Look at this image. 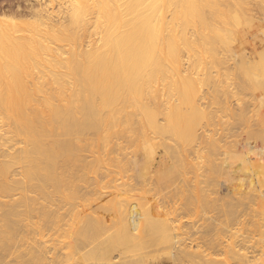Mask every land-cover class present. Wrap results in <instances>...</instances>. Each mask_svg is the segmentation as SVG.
Wrapping results in <instances>:
<instances>
[{
    "label": "bare ground",
    "instance_id": "bare-ground-1",
    "mask_svg": "<svg viewBox=\"0 0 264 264\" xmlns=\"http://www.w3.org/2000/svg\"><path fill=\"white\" fill-rule=\"evenodd\" d=\"M26 10L30 21L15 20L23 11L0 14V264H114L116 248H147L153 235L189 264L212 263L203 250H183L188 241L247 264V231L236 226L246 228L247 201L257 193L247 191V162L264 184V0H36ZM248 37L253 53L238 46ZM247 85L263 117L237 135L251 122L246 104L233 106ZM221 112L236 133L221 126ZM129 142L143 151L134 159ZM160 151L183 185L171 183V171L165 178L164 164L160 177L170 180L154 179ZM85 170L88 186L74 181L94 198L62 191ZM109 190L115 232L85 251L94 230L111 229L101 205ZM213 191L225 197L214 200ZM187 213H204L205 223L178 224ZM74 222L76 238L67 241ZM127 260L115 263L133 264Z\"/></svg>",
    "mask_w": 264,
    "mask_h": 264
},
{
    "label": "rangeland",
    "instance_id": "rangeland-1",
    "mask_svg": "<svg viewBox=\"0 0 264 264\" xmlns=\"http://www.w3.org/2000/svg\"><path fill=\"white\" fill-rule=\"evenodd\" d=\"M32 1H36V0H0V14L2 15V14H4V13H6L7 15H12V13L13 14H16V13H18L19 11H23L24 13H25V15H23V16H19V15H15L16 16V19L15 20H17V21H19V20H27V21H30L32 18L31 17H29V15H27L28 14V10H26V6H28V4L30 3V2H32ZM20 7V9H18ZM250 37H248L247 38V40L243 43V45H238L241 49H244V51H246V53H253L254 51H255V47H256V44H255V42H254V40L253 39H251ZM250 43V44H249ZM246 48V49H245ZM252 51V52H251ZM257 62V61H256ZM234 77L235 76H232L231 78H233L232 80L234 81V82H232L233 83V85L235 86V84H236V79H237V77H235L236 79L234 80ZM238 81V80H237ZM235 83V84H234ZM239 83V82H238ZM248 84V83H247ZM235 87H237V86H235ZM250 88L251 89V86L250 85H247V88ZM248 88V89H249ZM247 89V91L245 90V92H241V94L239 93V96L240 97H238V98H241V95H242V97L243 98H241V101H239L240 99H236V101H235V99L233 100V106H235V108H237L238 107V105H235V103L237 102H239V104H246L248 107H249V110H250V116H251V122H250V124H249V126H247V127H244V126H237L238 128H239V132H237L236 133V131H238V129L236 128V126L234 127V125L236 124V122H233L232 120H231V118H229L230 116H226V115H223L224 114V112H221L220 114L221 115H223L222 117H221V122L227 117V118H229V119H225L223 122H224V124L223 123H221V126H224L225 124H227V125H225L224 126V128H227V127H229L230 129H233V127H234V129L232 130V132L233 133H236L237 135H239V134H242V133H244V132H249V131H251V130H255V129H257L256 128V126L255 125H257L258 124V121H257V118L256 117H258V119L260 118V117H263V111H261L260 110V112L262 113H260L258 110L260 109V108H258V107H260L259 106V102H258V99H257V96H258V93L252 88L251 90L249 89L248 90ZM251 91V92H250ZM246 93H247V95H246ZM251 93V94H250ZM254 93V94H253ZM244 94V95H243ZM249 94V95H248ZM251 95H254V96H252L253 98H254V101L256 100V104H254V102L251 100V102H249L250 101V99L252 98L251 97ZM252 98V99H253ZM256 98V99H255ZM246 100V101H244V100ZM248 100V101H247ZM236 103V104H237ZM250 103H251V105H250ZM253 104H254V106H256V108L253 106ZM251 106V107H250ZM251 108H254V109H251ZM257 108H258V110H257ZM261 109L262 110H264V108H262L261 107ZM256 110L258 111V113L256 112ZM255 112L258 114H255ZM223 113V114H222ZM220 114H219V116H220ZM260 115V116H259ZM262 115V116H261ZM226 116V117H225ZM255 118H256V122H255ZM260 120V119H259ZM226 121V122H225ZM230 121H232V122H230ZM229 123V125H228V123ZM254 122L256 123V124H254ZM222 127H220L219 126V128H218V131L216 130L215 131V133L214 134H219V133H216V132H219V130H221L220 131V133H222V129H221ZM236 128V129H235ZM240 128H242V130L240 129ZM235 131V132H234ZM217 135H216V137H217ZM222 135V134H221ZM90 136H91V138L92 137H94L95 138V140L93 141V139H91V140H89V134L88 135H86V138L85 139H88L89 140V142H95L96 144L98 143V136H96V135H94L93 134V136L90 134ZM220 136V134L218 135V137ZM217 137V138H218ZM97 138V139H96ZM85 142V141H84ZM76 143H78V141L76 142ZM75 143V144H76ZM80 143V142H79ZM79 143H78V145L76 144V147H78L79 146ZM136 144L135 146L134 145H132V144ZM138 142H129V145L131 146V149L130 148H128L129 147V145L127 144V149H130V151H129V155L131 154H135V155H137L138 153H142L143 151H141V146H139L138 144H137ZM84 143L82 142L80 145L82 146ZM126 144V143H125ZM137 145L139 146V148L138 149H140L139 150V152H136V153H133L132 151H134L133 149H135V147L137 148ZM138 149H135L136 151H138ZM79 155H81L83 158H84V160L86 161L85 163H87V164H89L90 162H87L88 160L89 161H91L90 159H92L93 160V158H87V156H89V155H87V153L88 152H86V154H84V152H80V151H84V149L81 147H79ZM96 151V150H95ZM127 152V154H128V151H126ZM161 153H160V155L157 157V159L158 160H160V161H158L157 160V162H156V166H160L161 168H160V172H158V173H156V171H157V167H155V169H156V171H152L151 172V174L150 175H153L152 173L153 172H155L156 173V175L154 174V176H155V178L154 179H159V180H164V181H167V180H170L171 179V183H172V181H173V183H174V185L177 183V185H179V186H181V185H183V183L182 182H184L183 180H182V182H180L181 180H179L180 178H182L179 174L177 175L179 178H178V180L179 181H177L176 179H177V176H176V178H175V175L178 173V171H180V170H177V168H179V167H175V168H172V166H170L169 167V165H165L166 163H165V158H164V160H163V152L162 151H160ZM81 153V154H80ZM82 154H84V155H82ZM135 155H132V157H130V158H132V159H134V157H135ZM134 156V157H133ZM85 157L88 159V160H86L85 159ZM75 158H77V157H75ZM160 158V159H159ZM74 159V158H73ZM72 159V160H73ZM200 160V159H199ZM198 160V161H199ZM203 159H201V161H199V163H202V164H205L203 161H202ZM75 161H77V159L75 160H73L72 161V163L73 164H71V166H73V167H76L77 168V165H76V163L77 162H75ZM91 163H92V161H91ZM261 163H264V160H262L261 161ZM161 164H164V166H163V169H165V171H166V173H165V171H163L162 172V174L160 175L159 173H161V169H162V165ZM79 165V164H78ZM205 166V165H204ZM165 167V168H164ZM169 167V168H168ZM206 167V166H205ZM205 167H203V166H201L200 165V168H202L203 170L205 169V171H206V168ZM76 168H75V171H76ZM74 169V168H73ZM171 169H173L174 170V172H173V170H171ZM177 170V172H176V170ZM203 170H199L198 171V174L199 173H201ZM237 171H239V169H236ZM243 170H244V172H245V174H247V183L249 184H247V189L249 188V186H250V183L252 184V182L255 184H252V186H250V188L251 189H248L247 191L249 192V193H251V195H252V193L254 192V191H256L257 193L256 194H254L253 193V195H255V202H254V199L252 198V197H254V196H252V197H250V199H249V201H247V223H244L245 225H246V228H244L245 226H236V228L237 229H244L243 230V232L246 230L247 231V253L249 252V256H250V258H247L248 260H247V264H264V225H262V224H264V221L262 222V220H261V218L264 216V210H263V208H264V202L262 203V200L263 199H261V197L263 196V194H264V188H263V185L264 184H262L261 186H260V182H258L257 181V177H256V172H257V170H258V166L254 163V162H247V169H245V168H243ZM85 171H87V170H85ZM159 171V170H158ZM169 171H171V172H169ZM205 171H203L202 173L203 174H199V177H198V179H200V180H202L203 178L200 176V175H204V174H206L205 173ZM131 172L133 173V171H130L129 172V174L127 173V174H125V179H127V178H129L130 176L132 177L133 175L131 174ZM82 173H84V172H81V173H77V172H75V177L72 179L73 181L75 180V179H77L78 177H79V179L82 181V179H83V182H81L80 180H79V182H81V183H86V182H88L89 181V178H90V176L89 175H87L88 174V171L87 172H85L84 174H86L87 176H89V177H87V176H85V175H83ZM165 173V178L166 177H168V176H170V173H171V177H168V178H170V179H165V178H161V177H164V174ZM176 173V174H175ZM134 174V173H133ZM159 174V175H158ZM130 175V176H129ZM149 175V176H150ZM80 176L82 177V178H80ZM116 176V175H115ZM148 176V175H147ZM148 176V178L150 179V178H153L154 176H151V177H149ZM158 176V177H157ZM161 176V177H160ZM172 176L175 178V180H174V178H172ZM189 178H188V177ZM254 176V177H253ZM129 178L130 180L132 179V178ZM157 177V178H156ZM160 177V178H159ZM252 177V178H251ZM256 177V178H255ZM88 178V179H87ZM116 178L118 179V182L120 183V179H121V177H119V176H116ZM120 178V179H119ZM185 178H187L186 179V182H187V180H189L190 181V183L194 186L195 185V180H197V175L195 176L194 175V173H190V175L188 174V175H186L185 176ZM184 178V179H185ZM173 179V180H172ZM183 179V178H182ZM250 180H252V182H250ZM85 181V182H84ZM175 181H176V183H175ZM193 183H192V182ZM256 181V182H255ZM76 182H77V180H76ZM79 182H77V183H75V181H74V183L71 185V186H69V188L71 189V190H68L67 189V187L65 188H62V191H63V189H64V192H65V190H66V193H68L67 195H72V194H70L71 192H73L74 193V190H75V192L76 191H78L77 192V194L79 195L80 193H79V191L81 192V194H80V197H83V199H84V196H82V192H87V193H85L84 195H90L89 197H85V200H86V198L88 199H90V197H91V199H92V197L93 196H91L92 194H90L88 191L89 190H87L86 189V187L88 186L87 185V183L85 184V188L79 183ZM172 183V184H173ZM189 182L187 183V185L190 187V188H192L193 186L190 184ZM260 183V184H259ZM74 184H80V186H78V187H80V190H76V189H74V188H76V187H74L73 185ZM258 185V186H257ZM72 186L74 187V188H72ZM82 186V187H81ZM263 189H262V188ZM187 188V187H186ZM254 188V189H253ZM73 189V190H72ZM84 189H86V190H84ZM258 189V190H257ZM262 189V190H261ZM260 190V191H259ZM69 191V192H68ZM71 191V192H70ZM140 191V192H139ZM252 191V192H251ZM262 191H263V193H262ZM63 192V193H64ZM107 192H109V195L110 194H112L113 195V197L112 198H114V193H113V190H109V191H107ZM62 193V194H63ZM141 190H138V191H135L134 192V194H132L133 196H135V195H137V196H139V195H141ZM212 193V192H211ZM213 193H214V195L212 194L211 196V198H213L214 200H216L218 197L220 198V199H222V197H225V194L224 193H222V192H220V194H219V192L216 194V192H214L213 191ZM76 194V193H75ZM223 194H224V196H223ZM257 194H259V195H257ZM108 194H104L103 196H102V198H101V205L102 206H104L103 207V216L106 218V224L107 225H109L110 223H111V219H112V216H111V214H109V212H108V208L107 207H109L108 205L111 203V201H112V198H111V196L112 195H110L109 196ZM221 195V196H220ZM257 195V196H256ZM137 196H135L136 198H137ZM214 196V197H213ZM259 196V197H258ZM217 197V198H216ZM257 197H258V199H257ZM94 198V197H93ZM136 198H135V200L133 201L134 203H136L137 202V200H136ZM218 198V199H219ZM253 200H252V199ZM134 199V198H133ZM259 200H260V202H259ZM106 201H107V203H106ZM108 201H110V202H108ZM253 201V202H252ZM103 202V203H102ZM249 203V204H248ZM250 203H252V204H250ZM86 204H87V202H86ZM107 206H106V205ZM259 204V205H258ZM249 205L250 206H253L252 208L251 207H249ZM255 205V206H254ZM257 205V206H256ZM260 206V207H259ZM261 206H263V208L261 207ZM256 207V208H255ZM248 208H250V209H248ZM259 208H261V209H259ZM255 209V210H254ZM252 210V211H251ZM106 213H105V212ZM251 211V212H250ZM90 211H88L87 213H89ZM108 212V213H107ZM105 213V214H104ZM254 214V215H251V214ZM263 214V216H261ZM204 215V213H201L200 215H199V217L196 219V214H182L181 216H180V218L178 217L177 219L179 220L178 221V224H183V226L185 227V226H188L189 225V227L192 225V224H190V223H196L197 221H200V224L199 223H197V225H202L201 223L203 222V223H205V221H204V219H205V217L203 216ZM210 215H214V213L212 214H210ZM216 216H217V213H216ZM261 217V218H260ZM107 218H109V219H107ZM204 218V219H203ZM263 220H264V217L262 218ZM77 220V219H76ZM77 222V221H76ZM108 222V223H107ZM262 222V226H263V228H262V230H260L261 229V225H260V223ZM113 223V222H112ZM177 224V223H176ZM184 224H186V225H184ZM188 224V225H187ZM243 224V225H244ZM258 226H257V225ZM76 226H77V224H75V222H74V224H73V229L74 228H76ZM110 226H111V224H110ZM110 226H108L109 228H111L109 231L108 230H105L104 232V234H103V231H101V234H103L102 236H101V234L99 233V232H97V233H95V230H94V234L96 235V234H100V237L98 238V236H99V234H98V236L97 237H95V235H93V237L91 238V236L92 235H90V239H89V242H91V240L93 241V242H91L90 244H88V249L86 250V249H84L85 251H88V250H92V249H94L96 246H98V244L100 243L99 241H103V240H105L106 238H108L109 237V235H108V237L106 236V233L108 232V233H110V231H112L110 234H113L114 232H115V229H112V228H115V226H114V224H112V226L110 227ZM259 226H260V228H259ZM183 227V228H184ZM256 227V228H255ZM187 228V227H186ZM255 229H257L258 230V232H257V230H255ZM76 230H77V228H76ZM76 230L74 229L73 231H74V233L72 232L71 234H69L68 235V238H66V240L67 241H69V239L71 240V241H74V237L76 238ZM92 233H93V231H91ZM90 232V233H91ZM91 233V234H92ZM135 233H138V231H136ZM141 233H143V236H142V234ZM140 233V239L142 238L143 240L144 239H147L150 235H147L146 233H144V232H141ZM73 234H74V236H73ZM73 236L72 237V239L70 238L71 236ZM104 235L106 236V237H104ZM144 236H147V237H145V238H143ZM155 238L156 240H155V242L153 241L154 239L153 238ZM158 237V238H157ZM97 240V241H96ZM147 240H149L150 241V244L149 245H146L147 246V248H145L144 246H143V249L142 248H134V250L133 249H127V248H124V247H120V248H116L114 251H115V254H113L112 253V255L113 256H115V259H114V257H112L113 258V260H112V262L114 263V264H116L115 262H120V261H125L126 262V259H128L127 261H128V263H129V261H131V260H129V259H131V258H133V261H131L133 264H134V262H136L137 261V264H189L188 262H186V260L184 261L182 258H181V254L180 253H178L177 251H178V248L177 249H169L166 245H165V247H164V245L163 244H161L162 243V241H161V236L160 235H153V236H150ZM88 242V243H89ZM98 242V243H97ZM97 243V244H96ZM187 243V242H186ZM188 243L189 244H186V246H184V248H183V250L185 249V247H186V251H187V248H188V251H192L193 253L194 252H196V251H198V249L199 250H203V252L205 253L206 252V254H208V258H210L211 259V262L210 263H212V264H220V263H223V264H228V260L230 259V254H228L229 256V259H228V257L227 258H225L226 257V252H224V251H220V250H218V249H215V250H211V249H209V248H207L206 246H198L197 247V245H196V243L194 244V243H191L190 241H188ZM193 244V245H192ZM106 245L107 244H105L104 246L106 247ZM195 245H196V248H195ZM94 248H93V247ZM92 247V248H91ZM148 247H150V248H148ZM167 247V248H166ZM189 247H190V249H189ZM204 247V248H203ZM123 249V252H124V254L122 253V249ZM119 249V250H118ZM116 250H118L117 252H116ZM126 250V251H125ZM162 250H163V252H162ZM168 250V251H167ZM171 250H172V252H171ZM175 250V251H174ZM84 251V252H85ZM113 251V252H114ZM121 251V252H120ZM151 251V252H150ZM174 251V252H173ZM181 251V250H180ZM179 251V252H180ZM145 252V253H144ZM223 252V253H222ZM121 255H120V254ZM170 253H173V257H172V255L170 254ZM220 253V254H219ZM147 254V255H146ZM149 254V255H148ZM222 254V255H221ZM117 255L118 256H120V257H122V258H117ZM178 256V258L177 259H181V260H179V262L181 261V263H179L178 261L176 262V258H175V260L173 259L174 257H177ZM130 257V258H129ZM125 260H124V259ZM138 258H139V260H138ZM123 259V260H122ZM228 259V260H227ZM91 261H88L89 263H99L101 260L99 259H94V261L92 260V259H90ZM117 260H119V261H117ZM134 260H136V261H134ZM184 261V263H182L183 261ZM101 262H104V263H106L105 261H101ZM140 262V263H139ZM227 262V263H226ZM230 262L232 263V264H234L235 262H233V261H231L230 260ZM94 263V264H95ZM103 263V264H104ZM101 264V263H100ZM120 264H122V262L120 263ZM191 264H193V263H191ZM194 264H196V263H194ZM198 264V263H197ZM236 264V263H235Z\"/></svg>",
    "mask_w": 264,
    "mask_h": 264
}]
</instances>
